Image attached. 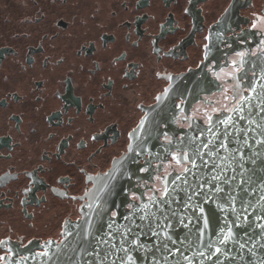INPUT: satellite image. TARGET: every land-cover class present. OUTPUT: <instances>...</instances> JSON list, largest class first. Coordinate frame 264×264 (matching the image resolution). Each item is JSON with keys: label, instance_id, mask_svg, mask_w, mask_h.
I'll return each mask as SVG.
<instances>
[{"label": "flooded vegetation", "instance_id": "flooded-vegetation-1", "mask_svg": "<svg viewBox=\"0 0 264 264\" xmlns=\"http://www.w3.org/2000/svg\"><path fill=\"white\" fill-rule=\"evenodd\" d=\"M261 41L264 0H0V256L31 264L103 212L82 205L116 218L162 191L190 167L173 155L234 106L225 74L251 94Z\"/></svg>", "mask_w": 264, "mask_h": 264}, {"label": "water", "instance_id": "water-1", "mask_svg": "<svg viewBox=\"0 0 264 264\" xmlns=\"http://www.w3.org/2000/svg\"><path fill=\"white\" fill-rule=\"evenodd\" d=\"M260 66L261 74L253 87L255 91L252 88L251 94L248 96L256 97L252 104L254 112L258 113V115H254L252 118L264 123V112L260 111V108L264 107V61ZM226 115L228 114L223 116ZM223 116L220 117L223 118ZM240 124L245 128L249 127L243 121ZM251 127L253 130L249 132L248 145H237L240 148V152L236 153V157L239 160L240 154L243 153V160L239 166L234 164L226 172L229 177L235 176V181H230L228 185H221L225 188L223 193L225 199L230 196H234L236 199L234 201L228 200L225 203V200L221 199L220 194H216L212 199L194 197V201L199 207L185 209L183 203L187 202V192H180L179 196L173 193L171 199L176 202L171 203L170 200L169 205L164 206V214L171 217L172 212L176 213L175 217H172L167 231L177 241L176 244L169 243V248L173 251L178 248L180 252H177L175 256H167V260H165L164 256L167 253L163 250H156V246L160 242L148 231L147 221H139L137 219L136 223L143 229L142 233L140 229H137V234L144 248L131 253L136 264H155V261H160V264H187L184 256L192 259V264H261L264 261V228L257 227V225H264V199H261L264 196V145L256 144V140L264 139V136L260 135L259 129H256L255 125ZM202 129L198 130L199 134ZM197 137L193 136L192 139ZM202 139L206 141L212 139V137L205 132ZM191 141L184 144L186 151H190ZM197 163L199 164L200 162L197 161ZM233 168L236 170L233 171ZM193 172H195L196 178L194 179L191 174H188L190 184L202 183L203 178L217 174L215 171H209L208 168H202L200 171L194 169ZM183 175L185 174H180V176ZM220 175L223 178L225 174L220 173ZM176 176L170 177L169 181L174 180ZM176 183L178 189L183 187L180 181ZM169 186L171 187V185ZM244 189L248 190L247 193H245ZM204 191H208L207 185L204 187ZM108 193L113 192H110L109 189ZM181 197L184 198L183 202H181ZM241 198L243 203H241ZM221 205H223V209L220 207ZM229 205H233L236 208L235 213L231 211ZM200 208L204 210L202 215ZM116 211V218H111L109 213L105 212L88 214L81 222L70 226L68 231L71 232V235H67L64 242L61 244L53 243L49 247L48 256L37 258L31 264H88V262L96 264V258L86 255V252H92L93 249H97V241L85 240L84 237L87 234H92L108 239L109 224H113V230L119 228L120 231H124L127 227H132L131 221L127 219L131 210L116 208ZM237 216H239V219H237ZM157 217L162 219L159 212H157ZM257 217H260V219L258 220ZM206 218L210 220V223L209 227L204 229V220ZM225 221L229 224L235 223L239 225V227L233 228L236 240L227 246H220L222 247V252L213 256L211 260L206 259L205 257L211 254V250L204 247L197 237L200 236L201 229H203L205 244L208 241L215 242L217 239L216 234L224 226ZM184 224H188V227L185 228ZM153 227H155L154 224ZM186 237L187 239H185ZM120 243V237L117 235L109 244L100 246L97 250L100 251L101 258L105 252L111 249L112 244L119 246ZM240 243L245 245L243 249L239 247ZM215 246L219 245L214 244ZM199 251H203L205 257H200L198 255ZM253 253L255 254L253 255ZM120 255L122 254L112 249V254L104 261V264H112L113 261L119 264L117 257Z\"/></svg>", "mask_w": 264, "mask_h": 264}, {"label": "snow or ice", "instance_id": "snow-or-ice-1", "mask_svg": "<svg viewBox=\"0 0 264 264\" xmlns=\"http://www.w3.org/2000/svg\"><path fill=\"white\" fill-rule=\"evenodd\" d=\"M187 12V9H185ZM258 24L254 23L253 28H257ZM205 39H209V37H205ZM264 44V41H261ZM264 52V48L261 49ZM210 55L209 45H205L204 59L207 60ZM249 53L246 51H241L237 53L238 61H233V70L234 72L242 71L243 65L247 62V57ZM159 76V74H157ZM230 79H235L238 82L233 85L232 91L233 96L231 97V102L234 103V106L231 108H224L222 111H227L228 115L221 117L213 118L212 115H208L207 119V127L205 129L200 130V136L197 138H193L191 141L190 151H184L181 154H174L172 159L176 162V165L179 166L181 164L190 165V167H183L182 171L185 175L180 176L177 175L174 180L169 181L167 177L163 178L164 186L162 191L157 189H152V195H150L146 201L142 195L133 194L132 199L135 201H142L140 203H130V214L127 217L132 223V227H127L124 231H120L119 228L113 230V224L108 225V239H104L103 237L94 236L92 234L85 235V240H96L97 241V249L104 245L109 244L112 239L118 235L120 237V245L116 244L111 245V249L108 252H105L103 257L101 258V253L97 249H93L92 252H86L88 256H94L96 258V264H104V261L109 258L112 254V249L116 252L121 253L122 255L118 256L117 259L119 264H136V261L133 259L132 252L144 248V245L140 242L139 235L137 234V229H140L141 233L143 229H141L140 225L136 223L137 219L139 221H147L148 231L151 232V235L156 237V239L160 242L158 246H156L157 251L163 250L167 253L164 256V259L167 260V256H175L177 252H180V249H175L174 251L169 248V243L176 244L177 241L173 239V237L167 231L168 226L171 224L172 217H175L176 213L172 212L171 217L164 214V206L169 205L170 200L171 203H175L174 199H171L173 193L176 195H180V192H187L186 195V203H183V207L185 209H195L199 207V205L194 201V197H207L212 199L216 194H220L221 199L225 200V203L228 200L234 201L236 198L234 196H230L227 199L223 196L225 192V188L221 185H228L230 181H235L236 177H229L226 175L227 169L232 167V165H240V162L243 160V153L240 154L239 160L236 157V153L240 152V148L237 146L238 144H243L244 146L248 145L249 132L252 131V125H255L256 129H259V133L261 136H264V123L258 122L252 117L254 115H258V113L254 112V106L252 101L256 99V97L242 95L238 92V89L242 87L240 80L243 79V76H236L232 73L225 74ZM161 79L171 80V76L160 77ZM220 77L217 76V79ZM255 91V89H252ZM171 91V87L165 88L163 92V97H167L169 92ZM238 97V98H237ZM156 102L160 103L162 101L161 96H156ZM225 100H229L228 96L224 97ZM213 112L216 110L213 109ZM261 112H264V107L260 108ZM245 122L249 127L245 128L240 122ZM191 126V125H190ZM139 130L144 129V121L141 120L139 126ZM207 132L212 139L204 140V133ZM235 137V139H233ZM95 139V137H93ZM130 140H137L139 137L137 136V129H133L131 133H129ZM166 142L171 144V140L165 137ZM256 144L264 145V139L256 140ZM128 152L133 153L134 147L133 144L130 143L128 146ZM142 153L138 152L136 155H141ZM197 161L200 163L198 164ZM210 165V167H209ZM202 168H208L209 171H215L217 174L212 175L211 177L203 178L202 183L190 184L188 181V174H191L193 178H196L195 172L193 170L200 171ZM236 169L233 168V171ZM141 171H148V169H141ZM220 173H224L223 178ZM105 175H108L105 173ZM171 175V173H169ZM91 180V177H88ZM177 181L181 182L183 187L178 189ZM243 183V181H242ZM171 185V187L169 186ZM208 186V191H204V187ZM146 186V185H145ZM245 193H247V189H244ZM72 199H76V197H72ZM264 199V196L261 197ZM184 198L181 197V202H183ZM241 203H243V199L241 198ZM83 207H88L93 211H103L106 212V209H103L102 204L98 203L95 208L92 204L82 205ZM223 209V205L220 206ZM231 211L233 213L236 212V208L233 205H229ZM203 208H200L201 215L203 214ZM157 212L160 213L159 218L157 217ZM113 215H116L113 213ZM239 219V216H237ZM247 219V217H245ZM259 220L260 217H257ZM183 223V221H181ZM191 222V221H189ZM67 221L65 225H67ZM210 220H204V229L209 227ZM153 224L155 227H153ZM184 227L187 228L188 224H184ZM234 227H239L235 223L229 224L225 221L224 226L220 228L219 233L216 234L217 239L215 242L208 241L206 244L203 240V229H201L200 236L197 239L201 244L204 245L207 249L211 250V254L205 257V253L203 251H199L198 255L200 257H205L206 259L211 260L213 256L220 254L222 252V247L227 246L229 243L236 240V234L233 231ZM257 227L264 228V225H257ZM62 235H71V232L68 231L66 233H62ZM187 239V237L185 238ZM8 243V241H0V246H4ZM52 241H46V246H51ZM219 245V246H215ZM239 247L243 249L245 245L243 243L239 244ZM9 254L10 250H9ZM255 253H253L254 255ZM44 256H48V252L45 251L42 253ZM183 255V253H181ZM27 259V257H24ZM184 260L187 264H192V259L187 256H184ZM0 261H3L4 264H9L8 257L0 256ZM19 264V261L16 262ZM88 264H92V262H88ZM112 264H116V261H113ZM155 264H160V261H155ZM264 264V261L261 262Z\"/></svg>", "mask_w": 264, "mask_h": 264}]
</instances>
